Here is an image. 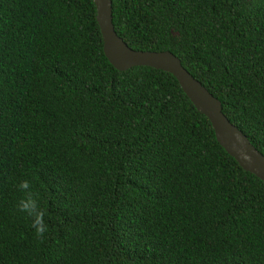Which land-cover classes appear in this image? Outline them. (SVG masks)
<instances>
[{
  "label": "trees",
  "instance_id": "trees-1",
  "mask_svg": "<svg viewBox=\"0 0 264 264\" xmlns=\"http://www.w3.org/2000/svg\"><path fill=\"white\" fill-rule=\"evenodd\" d=\"M112 22L177 56L264 155V0H112ZM23 179L43 243L14 208ZM0 264H264V182L172 74L107 60L93 0H0Z\"/></svg>",
  "mask_w": 264,
  "mask_h": 264
},
{
  "label": "water",
  "instance_id": "water-1",
  "mask_svg": "<svg viewBox=\"0 0 264 264\" xmlns=\"http://www.w3.org/2000/svg\"><path fill=\"white\" fill-rule=\"evenodd\" d=\"M107 60L120 71L149 66L172 74L195 108L205 115L221 147L245 170L264 182V155L222 111L218 98L194 78L170 51L134 50L117 35L112 22V0H93Z\"/></svg>",
  "mask_w": 264,
  "mask_h": 264
},
{
  "label": "clouds",
  "instance_id": "clouds-1",
  "mask_svg": "<svg viewBox=\"0 0 264 264\" xmlns=\"http://www.w3.org/2000/svg\"><path fill=\"white\" fill-rule=\"evenodd\" d=\"M16 187L22 195L15 202V211L23 214L30 221L34 236L39 242L43 243L50 232V226L46 220L49 212L45 206H42L40 195L33 189L30 180H20Z\"/></svg>",
  "mask_w": 264,
  "mask_h": 264
}]
</instances>
